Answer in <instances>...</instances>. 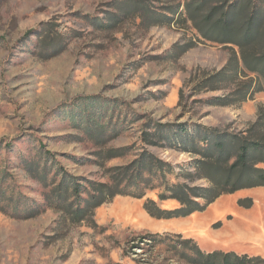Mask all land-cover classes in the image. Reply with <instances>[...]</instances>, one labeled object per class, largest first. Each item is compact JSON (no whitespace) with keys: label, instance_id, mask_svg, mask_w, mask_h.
Returning a JSON list of instances; mask_svg holds the SVG:
<instances>
[{"label":"rangeland","instance_id":"rangeland-1","mask_svg":"<svg viewBox=\"0 0 264 264\" xmlns=\"http://www.w3.org/2000/svg\"><path fill=\"white\" fill-rule=\"evenodd\" d=\"M196 1L0 0V264H192L188 238L264 258V186L187 216L145 207L180 206L161 196L172 184L211 185L193 164L204 157L176 138L183 127L264 136L254 127L264 78L239 46L207 38V13L226 2ZM246 49L261 53L264 38ZM145 153L168 169L141 198L117 195L76 218L53 197L58 167L98 194Z\"/></svg>","mask_w":264,"mask_h":264},{"label":"trees","instance_id":"trees-1","mask_svg":"<svg viewBox=\"0 0 264 264\" xmlns=\"http://www.w3.org/2000/svg\"><path fill=\"white\" fill-rule=\"evenodd\" d=\"M214 0H197L192 8L201 9ZM226 3L214 7L207 13V38L221 43H232L242 50L246 65L264 78V50L253 53L247 50L252 43H258L264 38V0H219ZM232 1V3H231ZM263 114H261V120ZM260 119L254 127L262 126ZM161 126V125H158ZM176 138L191 152L200 154L204 159H197L195 168L205 172L211 183L207 188L188 187L184 184H172L166 187L169 196L176 198L180 206L165 209L154 199L146 202L147 211L157 218L187 216L193 212L204 210L209 204L224 194L264 186V136L260 134L243 135L219 130L201 128L198 135H193L187 127L179 130ZM43 147V145H41ZM42 149V150H41ZM39 149L38 168L43 167L41 180L48 182V157L43 148ZM121 178L116 184H102L94 190L82 185L77 180H71L64 171L56 169L55 177L63 179L52 189L53 197L62 208H67L76 218H83L87 211L92 210L117 195L143 197L149 184L155 186V180L160 181L165 176L168 165L156 158L152 153H145L133 166L123 167ZM120 181V182H119ZM167 185V182L163 183ZM90 188H94L90 185ZM202 188V189H201ZM91 193L87 198L82 193ZM0 193L3 194L2 188ZM72 197V198H71ZM201 198L203 201H201ZM70 199V200H69ZM8 202L13 203V198ZM31 208L20 211L26 216ZM181 236V235H179ZM182 255L192 264H260L264 262L261 256H251L248 253L239 254L234 251L214 250L206 252L191 239H183Z\"/></svg>","mask_w":264,"mask_h":264}]
</instances>
